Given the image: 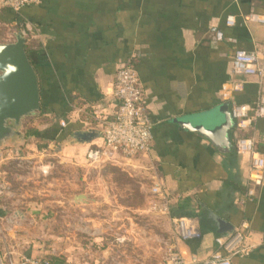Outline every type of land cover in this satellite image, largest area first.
<instances>
[{"label":"crops","instance_id":"obj_1","mask_svg":"<svg viewBox=\"0 0 264 264\" xmlns=\"http://www.w3.org/2000/svg\"><path fill=\"white\" fill-rule=\"evenodd\" d=\"M250 14L264 16V0H44L19 13L3 10L0 28L33 29L25 44L39 79L44 113L22 120V137L1 149L0 187L7 186L16 195H0V218L5 223L15 216L19 224L0 222V264L21 256L49 258L53 264H104L100 247L108 239L105 232L90 238L99 251L70 228L64 250L58 243H45L62 239L63 233L57 231L59 210L65 208V224L74 225L75 210L86 212L83 206L91 204L86 199L91 194L92 203L109 206L114 216L102 222L88 218L93 221L89 228L116 220L117 226L129 228L132 241L144 245L146 238H140L135 220L139 213L146 220L157 216L150 210L156 181L170 201V217L194 220L202 234L199 240L182 242L172 231V244L187 261L196 256L205 262L221 251L232 264H264V189H257L254 200L241 203L249 188L250 158L235 150L237 137L251 138L264 156V119L247 130L233 128L228 146L185 125L219 124L224 121L223 105L231 112L234 105H249L264 95V80L232 71L238 50L254 52L264 62V24L247 22ZM232 17L235 25L229 26ZM130 63L139 71L154 123L151 151L114 164L90 165L85 155L90 147L103 144L102 137L88 145L67 139L76 131H101L114 119L119 105L114 97L116 71ZM231 81L241 82L243 90L224 102L220 89ZM48 160L54 161L57 174L59 167L68 169L71 181L62 184L55 179L52 189H27L33 174L12 170ZM116 166L145 175L148 185L142 204L123 202L125 187L114 183H84L89 171ZM77 171L84 178L81 188L73 182ZM128 189L131 198L133 190ZM45 191L51 200L43 196ZM80 195L86 196L85 202H77ZM217 217L235 229L248 223L246 239L237 246L248 247V255L218 248L215 240L232 233L219 232ZM160 218L171 223L168 217Z\"/></svg>","mask_w":264,"mask_h":264},{"label":"built area","instance_id":"obj_2","mask_svg":"<svg viewBox=\"0 0 264 264\" xmlns=\"http://www.w3.org/2000/svg\"><path fill=\"white\" fill-rule=\"evenodd\" d=\"M43 1L0 0V13L5 9L19 13L24 8L41 5ZM246 21L264 24V16L250 14L246 17ZM227 24L234 26V18H228ZM32 32L33 29L27 27L25 31L20 30L17 34L27 39ZM232 69L235 75L257 77L260 82L264 80V62L254 52L236 51L233 56ZM116 72L114 97L119 102L118 109L114 119L106 122L101 130L103 144L90 147L87 151L85 155L86 162L90 165L114 164L116 161L130 160L139 155H148L151 151L154 123L146 109L145 92L139 71L130 63L121 66ZM242 90L243 84L241 82H226L220 89L221 99L224 102H230L233 100L234 95ZM231 116L238 130H247L258 120L264 119L263 93H260L257 100L252 104L234 105L231 110ZM60 125L65 128L66 122L61 121ZM235 150L238 155L250 158L248 171L249 188L245 197L241 200V203L245 204L254 200L257 195V189H264V156L257 148L256 142L251 138L237 137ZM2 161L3 156L0 155V163ZM7 189V186L4 188L0 187V195L4 194V192L10 193V190ZM150 193L153 197L150 210L159 217L171 219L172 231L178 240L189 242L201 239L202 234L194 220L185 217H170V201L164 196L159 182L153 183ZM6 221L5 223H10L14 226L19 224L15 216ZM0 222L4 223L3 218H0ZM248 227V223L243 222L231 235L218 237L215 240L218 248L227 253L238 252L241 255H248L250 252L248 247L244 249L237 248L238 245L245 241ZM166 249L163 258L165 264H232L230 257H224L221 251L215 253L208 261L202 262L196 256H192L187 261L174 245ZM10 264H53V262L49 258L21 256Z\"/></svg>","mask_w":264,"mask_h":264},{"label":"rangeland","instance_id":"obj_3","mask_svg":"<svg viewBox=\"0 0 264 264\" xmlns=\"http://www.w3.org/2000/svg\"><path fill=\"white\" fill-rule=\"evenodd\" d=\"M17 31L18 29L15 28H0V43H14L16 40L15 36L17 34ZM19 137H16L14 140L8 143H13V141H16ZM2 148L3 146L0 147V155L3 156V154L1 153ZM52 163H54V161L48 160L44 164L39 163L36 166H33L32 164H27V166L25 165L22 168L17 166V169H15L14 167V169L12 168V170L18 173L22 171L25 174H33V179L30 180V184L25 186L27 189L31 186L34 188L38 187V189L39 187H41L43 190L48 188L52 189L55 187V179H58L60 181L59 183L62 184H66L67 179H70L71 181L70 176L73 174H71L68 169L59 167V171L57 174ZM30 168H34V170H31ZM82 176L83 175L81 172L77 171L74 173L73 182H75L76 185L79 186L78 188H81V182L84 179ZM88 181L91 184H97L102 181H106V183L108 184L114 183L116 184V186L119 185L121 187H125L126 189L123 188L121 190V194L125 196V199H122V201L128 204L130 200H132V205H140L143 203L145 198L144 188L148 185L144 174L138 173L134 169L131 170V172H129L128 170L124 171L123 169L118 168L117 166L106 168L104 170L102 169L101 171H99V169L89 171L86 175V180L84 181V183H87ZM128 187H131L133 190L131 192V198L129 197ZM45 194L48 195V197H45L47 201L52 199L51 196L46 193V191L43 196ZM10 195L11 197H14L16 194L13 192V190H10ZM80 196L77 197V202H85L86 196H82V198H80ZM86 199H88L91 204L83 206V208H85L86 210V212L84 213L81 211V208L75 210V215L73 216V218H71L74 225L67 226L64 222L67 215L66 209L61 208L59 210V216L62 218H59L60 220H57L59 225L57 226V231L63 233V235L61 236L62 239H54L49 241L47 239L45 241L47 246H52L58 243L60 244L59 250H64V246L66 244V233L68 228L74 230L77 234L84 235L85 241L89 243V245L91 244L90 238L92 239L98 234H102L103 232H105L108 236V239H106L104 247H100L102 251H105L104 264H165L163 259L165 250H167L166 248H168L169 246L173 245L172 240L170 239L172 234V228L171 223L169 221L164 220L155 215L151 217L152 219L148 218L146 220L144 217H141L143 215H140V213L137 214V219L135 220V222L138 225L139 236L140 238H146L145 244L143 245L140 244L138 240L132 241L130 239V234L127 230L129 228L117 226L115 223L116 220L110 219L109 221H107V223H105V226L102 225L89 228L88 223H92L93 221L88 222V218L93 220L95 219L94 221L101 220L102 222L103 219L108 220L111 216H114V212H112L108 208L109 206L102 208L97 205L96 202L92 203V201H94L95 199L92 194L89 196V198L86 197ZM115 215L118 214L115 213ZM45 225V223H43L42 225V230L44 232H46ZM104 228L105 230H103ZM90 248H92L93 251H99L98 248H96V244L94 246L90 245Z\"/></svg>","mask_w":264,"mask_h":264},{"label":"water","instance_id":"obj_4","mask_svg":"<svg viewBox=\"0 0 264 264\" xmlns=\"http://www.w3.org/2000/svg\"><path fill=\"white\" fill-rule=\"evenodd\" d=\"M25 43L26 39L20 34H17L14 43H0V147L21 136L19 127L22 120L38 113L41 109L39 79L27 54ZM220 110L224 115V121L219 124L213 122L208 127L204 124L185 125L193 131L204 134L218 145L228 146L229 132L236 124L227 104ZM101 136V131L95 129L81 130L71 133L67 142L88 145ZM216 222L220 233L229 234L235 230L222 218L217 217Z\"/></svg>","mask_w":264,"mask_h":264},{"label":"trees","instance_id":"obj_5","mask_svg":"<svg viewBox=\"0 0 264 264\" xmlns=\"http://www.w3.org/2000/svg\"><path fill=\"white\" fill-rule=\"evenodd\" d=\"M27 50V49H26ZM27 54H28V50H27ZM28 56H29V54H28ZM29 59H30V57H29ZM31 61V60H30ZM31 64H32V61H31ZM33 65V64H32ZM34 67V66H33ZM39 113H44V111L42 110V106H41V109H40V111H39Z\"/></svg>","mask_w":264,"mask_h":264}]
</instances>
